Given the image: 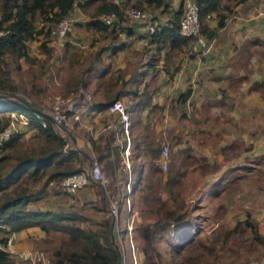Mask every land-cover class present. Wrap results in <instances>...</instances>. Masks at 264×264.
Returning <instances> with one entry per match:
<instances>
[{
  "label": "rangeland",
  "instance_id": "rangeland-1",
  "mask_svg": "<svg viewBox=\"0 0 264 264\" xmlns=\"http://www.w3.org/2000/svg\"><path fill=\"white\" fill-rule=\"evenodd\" d=\"M180 1L179 4L182 6V0ZM230 2L232 4L234 0ZM254 2L252 7H248L249 9H246L248 0L247 3L243 2L244 4L242 3L235 13L226 11L230 12L228 16H232L228 18L226 27L220 30L216 37L209 40V47L205 52L195 51L192 48L183 51L182 54H177L175 63L181 66L178 72L182 73L185 79L184 85H190L193 93L187 100L184 113V109L173 110L171 100L166 95L165 109L152 118L154 123L158 122L156 126L160 131L161 140L169 144L170 158L166 167L162 169L167 170L170 161L182 168L177 185L185 207L188 209V217L198 223L199 239L213 246V249L209 250L195 243V245H190L186 252L180 251L177 256L173 254L166 240L157 239L154 245L163 254L162 264H174L176 259L181 262H190L189 264H242L248 259H255L260 264L264 261V242L260 244L257 239L253 238L251 232L249 233V225L245 222V219H249L250 222L257 223L255 224L257 230L259 229L258 222L261 221L258 219L264 218V87L255 84L257 81L264 80V0H254ZM139 4L137 6L148 9L151 18L156 23L166 16V13L161 11V7L150 5L145 1ZM126 5L135 4L130 2L124 6ZM175 5L176 2L173 6ZM252 12H254L253 19H256L254 31L249 34L242 31L233 33L238 23L239 27L244 30L246 20L241 17H246ZM89 17L91 15L88 11L75 5L72 14L73 27L65 39L62 42L54 41L52 35L46 33L45 28L43 33L36 34L35 38L29 39L27 46L31 56L40 59L47 58L45 51H42L40 47V44L45 41L52 49L51 55L48 56V61L51 63L50 71L53 70L56 73V68L64 65L65 43L74 38L79 44H73L86 52L101 49L104 59L102 67L112 60L108 50L110 43L124 39L129 44L128 49L130 48L134 61L143 59L144 39L138 37V33L131 36H127L126 33L121 34L119 26L117 28L119 30L115 31L117 36L114 37V32L110 29L100 31L86 27L83 21ZM141 21L144 20L123 16L121 25L145 23ZM35 25V28L40 27L39 19L35 21ZM223 43H237V45L235 50L228 51L223 48ZM238 53L240 60L235 59ZM121 57L122 60L127 58L124 55ZM6 61L10 63L11 58L7 56ZM20 62V69H12L13 81L19 88L15 93L18 92L19 95L27 97L31 103L50 112L54 95L63 94L59 82H54L55 74L51 75V72L44 74L43 77L48 81V88L41 96L36 97L23 90L24 69L29 65V61L22 59ZM129 67L130 65L123 66L120 67L123 69H120L113 66L108 77L112 73H122L125 77ZM234 68L238 69V73L249 74L248 79L243 81L233 75L225 74V71ZM252 83L254 87L251 89L249 85ZM89 88L87 89L90 91ZM121 99L126 105L128 99L122 97ZM7 114L8 112L5 115ZM160 116L164 118L161 120ZM17 122L19 124L17 129L22 131L21 137L12 148L7 147L0 150L1 155H7L3 170L13 163L17 155L31 149V146L38 145L41 140L29 122ZM178 127L181 135L175 140L174 136L177 137ZM80 128V123H77L71 134L82 135L84 132ZM88 153L91 154V151L89 150ZM136 162L134 163V177L138 167V162ZM106 163V159L100 160L102 168L109 175L108 184L104 187L95 182L99 190V198L84 196L86 188H90L87 186L91 183L90 181L89 184L84 185L85 188L65 192L60 189L59 180L47 182L43 177L36 183V188H39L37 191L41 193L38 199L36 198L37 200H33L29 205L31 206L32 203L39 208L48 207L66 213L71 211L82 213L89 221L83 219L78 221L79 224L86 226L92 224L94 227H99V223L95 221L100 219L102 221L104 218L102 215H111L107 210L103 209L101 212L95 208L99 205V200L102 199L103 202L106 200L110 207V204L118 197L121 213L117 223L119 229L124 224L123 217L126 211L118 196V191L122 190L120 185L123 181L120 184L116 182L113 172L106 166ZM122 176L123 174H120L119 177ZM27 184L31 189V180ZM167 195V192H164V196ZM168 201L172 203L170 198ZM154 216L146 219L151 221ZM177 226L178 224L173 225L174 228ZM68 241H70L69 235L65 232L51 229L49 232L44 230L42 236H37L36 234L31 235V227H29L22 237L15 240L14 249L17 246L21 248L17 247L19 250H13L11 254L17 261L27 262L31 261V254L40 251L49 260L53 249L66 245ZM129 243V264L130 259L133 264H142L144 255L140 243L135 239L132 240L134 253H132L131 242ZM129 243L124 242V247H128ZM123 256L125 257L124 252Z\"/></svg>",
  "mask_w": 264,
  "mask_h": 264
},
{
  "label": "trees",
  "instance_id": "trees-1",
  "mask_svg": "<svg viewBox=\"0 0 264 264\" xmlns=\"http://www.w3.org/2000/svg\"><path fill=\"white\" fill-rule=\"evenodd\" d=\"M144 1L150 5L162 4L164 10L169 11L164 19L156 23L155 29L152 32L147 31L145 35L148 42L153 43L157 49V52L152 54L151 60L158 59L157 54L165 44L168 45L165 51L166 57H171L173 51L191 50L192 38L180 34L178 30L182 6L168 9V2L164 0H137L135 5H140L139 3L142 4ZM196 2L199 6V32L208 40L213 39L217 29L225 23L227 12L222 7H226L227 4L223 5V0H196ZM74 4L91 15L85 22L87 27L97 29L109 27L114 32L113 36H117L115 31L117 32V28L122 26L123 20L122 6L125 4L122 1L116 3L112 0H0V131L9 123L10 114L5 115L6 112L17 111L25 114L29 125L36 129V135L41 138L38 145L31 146V149L17 155L13 163L4 170L7 155L0 154V231L6 233L0 237V264H129L130 243L126 235V211L123 217L124 224L118 231L119 234L121 233V243L111 226L113 216L106 200L102 201V209L107 210L111 215H102L104 217L102 221L101 219L95 221L99 223V227L79 224L78 221L86 219L82 213L74 211L66 213L48 207L39 208L32 203L31 206L29 205L33 200H37L41 193L37 191L39 188H36V183L41 181V178L44 177L47 182L59 180L68 173L84 169L88 162V155L79 157L80 150L70 143L71 135L62 133L50 114L24 96L15 93L19 88L12 77V68L20 69L19 58L23 57L24 60L29 61V65L24 69L25 77L22 79L25 83L22 89L28 94L39 97L46 92L48 81L43 76L48 72H51V75L55 74L54 82H59L62 95L70 93L80 85L85 88L92 85L90 84L92 76L97 73L96 63L102 61L101 49L86 52L67 41L63 53L64 65L56 68L55 73L53 70L50 71L51 63L48 61L52 49L45 41L40 47L45 51L47 58L31 56L27 46V41L35 38L37 33L44 32L45 28L46 33H50L52 26L61 17L67 15ZM89 7L90 9H87ZM110 11L118 15L112 25L97 17L100 13ZM212 13H216V24L210 21ZM37 19L41 21V25L35 28ZM121 45L120 42L118 46ZM114 48L113 46V50ZM7 55L11 56L12 66L6 61ZM255 84L264 87V80ZM253 85L252 83L250 87ZM121 86H124V82ZM150 87L148 82H145L141 92L137 93V98L126 106L130 120L132 118L129 134L131 132L134 138L130 158L138 160L131 190V209L137 211L140 220L134 216L132 239L140 243L144 255L142 264H162L163 254L154 245L157 239L166 240L173 254L176 255L180 251L186 252L188 247L195 243L209 250H212L213 246L199 239L198 223L188 217V209L177 185L182 168L170 161L168 169H162L159 162L162 142L160 131L155 129L150 117L144 121L139 117L140 110L146 105L150 108L160 107L157 102L152 101L150 89L154 86ZM109 91L108 87H101V82H94L89 91L94 109L106 108L113 99L118 98L119 90L112 94ZM190 92L191 87L182 90L175 97L176 103L182 106ZM21 135V130H15L0 144V150L12 148ZM89 139L98 158L106 159V166L113 170V165L121 160L120 151L125 142L123 145L110 146L112 137L104 139L102 144H97L92 137ZM174 139L176 140L177 137L174 136ZM111 147L114 152V163L108 159ZM30 180L31 189L27 184ZM164 192H167L168 199L170 198L172 203L168 201L167 196H164ZM149 216H154L151 221L146 219ZM245 222L253 227L254 236L259 235L253 222L249 219H245ZM175 224L179 227L174 228ZM31 225H38L46 232L51 229L65 232L69 235L70 241L64 246L53 249L49 262L40 260L19 262L4 248V244L11 231ZM124 242L129 243L128 247H124ZM175 263L190 262L176 259ZM130 264H133L131 259Z\"/></svg>",
  "mask_w": 264,
  "mask_h": 264
},
{
  "label": "crops",
  "instance_id": "crops-1",
  "mask_svg": "<svg viewBox=\"0 0 264 264\" xmlns=\"http://www.w3.org/2000/svg\"><path fill=\"white\" fill-rule=\"evenodd\" d=\"M121 1L124 4L130 3V2L135 4L137 2V0H121ZM164 1L168 2V9L177 8L180 5L179 3H181L180 0L179 1L178 0H164ZM175 2H176V5L173 6ZM243 2L247 3L248 0H234V3H232V4H231L230 0H223V2H222L223 5L227 4V6L222 7V8L224 9V11H230V12L232 11V13H235V10L240 5H242ZM254 3H255L254 0H249V3L247 5L246 9H249L250 7H252L254 5ZM75 5L78 6L77 4H74L73 7H71V9L69 10L68 15L72 16L73 9L75 8ZM158 7H161V11L163 10L162 12L166 13V16L168 15L169 11L168 10L165 11L162 4H160ZM230 12L229 13L227 12V14L224 18L225 19L224 25L220 26L217 29L216 36L218 35V32L220 30H223L226 27L228 18L232 16V15L228 16L230 14ZM253 13L254 12H252L251 14L248 13L246 15L247 19H246V17H241L243 20H246V23H244V30H242L241 27H239V23H238L236 25V29L234 30L233 33H240L241 31L245 32L247 34L252 33L254 31V22L256 23V19H253L254 18ZM81 15L84 16L83 14H81ZM233 17L235 18V16H233ZM164 18H162V19H164ZM88 19H84V21H83L84 25ZM210 21L212 24H216V13H212ZM141 22H144V21H141ZM40 25H41V21H40ZM90 28H93L95 30H100V31H106V30L110 29L109 27L106 29H97L95 27H90ZM120 28H121V30L119 33H121V34L126 33L127 36H131V35L138 33L137 34L138 37H141L142 39H144V45H143L144 46V57H143V59L140 61H138V60L134 61L135 59L133 58V55L130 54V48L128 49L129 44L126 43L124 39L122 41H119V42L118 41L111 42L108 50L110 51L109 55L112 56V60H109L110 62H107V64L104 66L102 65V67H101V64L103 63L102 62L104 60L103 58H102V61L96 63L97 73L95 72L93 74L92 80L90 83L92 85H90V87H92L94 85L95 81H99V82H101V87L102 88L108 87V89L110 90L109 92H111V94L116 93V91L119 90L118 98L122 97V98L128 99V101L125 105V106H127L128 104L132 103L137 98V96H138L137 93L141 92L142 88L144 87V83L148 82L149 87L154 86L153 89H150L152 101L157 102L160 107L150 108L148 105H146L143 109L140 110L139 117L143 121L146 120L148 117H150L151 123L154 125L155 129L158 130L157 126H156L158 122L154 123L152 121V118L154 117V115H156L157 113H160L161 111L163 112V110L165 109V105H167V103L165 101L166 95H168L169 100H171V104H172L171 106H173V110L179 111L180 109H184L183 111H185L187 100L189 99V97L193 93L192 89H191V92H190L187 100L182 104V106H180L176 103L175 97L182 90L186 89L187 88L186 86L191 87L190 85H186V86L184 85L185 79H183L182 73L178 72L179 69L181 68V66L177 62L175 63V57L179 53L182 54V52L181 51L180 52L173 51L171 53V57H166L165 51H167L168 45L165 44V46H163L157 54L158 59L151 60L152 54L156 53L157 49L155 48L153 43L148 42L147 37L145 36L147 33L146 23H144V24L142 23L141 25L140 24H135V25H124L123 24ZM139 30H142V31H139ZM41 33H43V32H41ZM37 34H40V33H37ZM28 41H27V44H28ZM70 41L74 44H79L78 41L75 40L74 38L70 39ZM120 42L122 45L118 46L120 44ZM251 43H253V42L251 41ZM236 45H237V43H235V44L223 43L222 44L223 48L228 50V51L235 50ZM113 46L115 47L114 50H113ZM122 55L127 57L126 60L120 59V58H122L121 57ZM7 56H9L11 58L10 55H7ZM22 59H24V58L23 57L19 58V61H21ZM235 59L236 60L241 59V57H239V53L237 55H235ZM10 65L11 66L13 65L11 61H10ZM129 65H130V67L128 68L129 70H126V73H125L126 76L125 77L122 75V73H120V74L119 73L118 74L112 73V75L110 77H108V74H110L112 72L111 68L113 66H115V68H120L123 66H129ZM20 66H21V62H20ZM175 67H177V68H175ZM12 69L14 70V68H12ZM103 69H104V71H103ZM120 69H123V68H120ZM101 71H103V72H101ZM238 72H239L238 69L234 68V69H230L228 71H225V74H228L229 76L233 75L235 78L242 79L243 81L245 79H248L249 74H247L245 72H240V73H238ZM255 79H258V78H255ZM122 82H124V86H121ZM136 83H138V84H136ZM250 85H249V87H250ZM152 87H150V88H152ZM253 87H254V85L250 88L252 89ZM149 93H150V91H149ZM112 117H114L115 119L118 118V116L115 113L110 112L106 108L93 109V110L85 111L82 114L81 121H80V127H81L80 129L86 135L82 132L83 133L82 135L79 134L78 136L77 135H71L70 136V143L72 145H75L80 150L79 151V157L80 158L81 157H87V155L89 154L88 153L89 150L95 151L91 145V141L89 139L90 137L94 138L96 140L97 144H102L104 139L109 138V137H112V140H110V146L121 145L122 141L124 143V140H123L124 134L122 131H118L119 133L117 136L114 134V129H110L107 132L100 131L101 125L104 124L105 121H107L108 119H110ZM163 118H164V116H160L161 120ZM131 123H132V118L130 120V125H131ZM35 131H36V129H35ZM176 135H177V138L181 135V130L179 129V127L177 129ZM129 136H130V142L133 146L134 138H133V135L131 132H130ZM108 159L114 163V152H113L112 147L109 150ZM136 161L138 162V160H136L134 158L131 159L134 172H135L134 163ZM112 168H113V170H111L110 168L109 169L111 170V172H113V177H114V179H116V182H118V184H120L123 181V183H122L123 186L121 187V189H123L127 177H126L125 170L121 165V160L117 161L113 165ZM120 170H123V172L120 173L119 172ZM120 174H123V176L119 177ZM90 182H91L90 184L88 183L89 185L86 184L90 188L89 189L86 188V190L84 192V196L87 195V196H91V198L97 199V198H99V190H97V186H96L97 184L93 180H90ZM85 186L82 188H85ZM100 198H101V196H100ZM95 208L97 210L103 212L102 199L99 200V205ZM133 213H134V216L136 217V219L140 220V216L137 215V211L134 210ZM86 220L89 221L87 218L85 219V221ZM258 220H261L258 222L259 223V229L257 228L259 235L254 236L252 233L253 230H252L251 225L250 224H246V225H249L248 227L251 230V231L249 230V233L251 232L250 234H252L253 238L257 239L258 243L263 244L264 232L262 230H264V218H259ZM254 224L257 225V223H255V222H254ZM90 225L92 227H94L92 224H90ZM29 227H31V235L36 234L37 236H42V234L44 233V230L40 226L31 225V226L24 227L20 230L11 231L6 238V241L9 238V236H12L11 242H12V247H14L16 238H19L20 236L22 237V235L27 232ZM5 234L6 233L4 231H2V230L0 231V237L5 235ZM22 244H23V242H22ZM17 247L21 248L19 246H17ZM17 247H16V249H18ZM262 262H264V261H262Z\"/></svg>",
  "mask_w": 264,
  "mask_h": 264
},
{
  "label": "built area",
  "instance_id": "built-area-1",
  "mask_svg": "<svg viewBox=\"0 0 264 264\" xmlns=\"http://www.w3.org/2000/svg\"><path fill=\"white\" fill-rule=\"evenodd\" d=\"M116 3H121V0H112ZM122 14L125 17H129L135 20H144L146 23V31L152 32L155 29L156 22L151 18V15L146 8L139 7L137 5H126L122 6ZM97 17L104 21L105 23L112 25L117 19L118 15L114 11L103 12L97 15ZM73 18L70 15H65L61 17L51 28L50 34L54 41L62 42L67 36L68 32L72 30ZM179 33L192 38L190 49L201 50L205 52L209 47V40L200 34V23H199V6L196 0H182V13L179 20ZM16 94H19L18 92ZM29 100L27 97H25ZM43 111L44 109L41 108ZM93 101L91 93L87 88L80 85L74 91L66 95L57 93L54 95L52 102L51 111L47 112L51 115L56 126L62 133L71 134V131L76 128L77 123H80L82 114L85 111L93 110ZM110 112L115 113L118 118L114 117L105 121L101 125L100 131L107 132L110 129H114V134L117 136L118 131H122L124 134V146L121 147L120 157L122 167L126 173V182L121 191H118V196L121 200L122 205L126 209V235L131 242L132 253H134V245L132 243V224L134 219V211L131 209V190L134 182V170L131 162V147L129 136L130 127V115L126 110L125 103L121 98L113 99L106 107ZM17 121L27 122L28 119L22 112L11 111L9 123L3 127L0 131V144L7 140L19 124ZM123 145V141L121 142ZM170 158L169 144L167 141L161 142L160 165L164 168L166 167ZM90 180L95 181L102 186H106L109 182V175L102 168L100 160L94 151L88 154V162L84 169L68 173L67 175L59 179L60 189L65 192H73L84 185H86ZM123 185H121L122 187ZM109 211L113 216V230L115 229L116 236L119 242L122 243L121 236L119 234V229L117 228V223L119 222L120 208L118 204V197L114 199V202L110 204ZM9 252H13L14 247H12L11 236L7 239L4 244ZM135 255V254H134ZM40 260L43 262H48V258L43 255L42 252L36 251L35 254H31V261ZM242 264H258L255 259H248Z\"/></svg>",
  "mask_w": 264,
  "mask_h": 264
}]
</instances>
